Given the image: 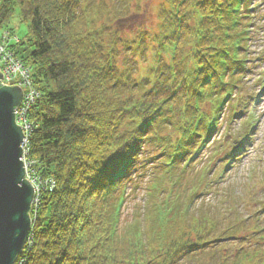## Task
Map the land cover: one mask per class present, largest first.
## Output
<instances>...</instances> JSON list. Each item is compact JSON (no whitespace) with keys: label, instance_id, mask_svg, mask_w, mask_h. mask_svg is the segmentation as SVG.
Listing matches in <instances>:
<instances>
[{"label":"trees","instance_id":"obj_1","mask_svg":"<svg viewBox=\"0 0 264 264\" xmlns=\"http://www.w3.org/2000/svg\"><path fill=\"white\" fill-rule=\"evenodd\" d=\"M254 2L165 0L156 31L139 32V58L130 62L119 59L128 47L119 50L112 24L128 17L131 0H0V28L14 16L26 28L9 51L38 94L26 114L24 157L40 191L14 264H186L202 253L213 264H264V235L232 253L223 245L242 226L220 220L239 218V200L230 194L228 214L194 205L200 170L181 167L219 129L232 94L243 93ZM211 149L216 156L219 146ZM147 173L155 187L141 218L120 233L125 191Z\"/></svg>","mask_w":264,"mask_h":264},{"label":"rangeland","instance_id":"obj_2","mask_svg":"<svg viewBox=\"0 0 264 264\" xmlns=\"http://www.w3.org/2000/svg\"><path fill=\"white\" fill-rule=\"evenodd\" d=\"M114 2L115 0H110ZM257 4L261 0H256ZM165 0H131L130 10L128 17H125L119 21H114L115 27L118 29V36L120 37L119 50L124 47H128L127 52L122 50L123 53L119 54V59L123 58L124 55L130 58V62L134 59H138L139 55L134 49L133 43L135 42L140 31H156L157 24V12L159 6L164 4ZM261 8L263 10L258 11V15L255 17L257 19L256 29L254 30V40L250 46V56L251 64L255 68H252L253 71L245 77L244 83V92L243 94L237 96L234 99L236 106V117L232 119L231 122L225 123L219 127V130L215 134V141L220 139L221 143L224 145L221 148V153L213 158L214 150L211 149V145L203 148L201 152H204L202 163H196L199 166H195V171L200 169L201 179L194 181L195 188L198 190L209 191L201 193L199 198L195 200L194 205L205 204L212 208H218L223 213L228 214V209L234 207V203L229 202V196L232 195V198H236L239 202L236 205V210L239 212V218L234 214L230 216H223L220 220H224V227L233 226L235 229L236 226L242 225L238 230L233 231V236L235 238H240V242L235 241V239L227 240L226 243H223L227 248L229 253L235 252L239 246L243 248H251L253 242L256 239L263 238L264 235V4L262 3ZM104 20V19H103ZM5 28H0L2 34H6L8 37L16 35L18 38L23 37L26 28L19 23L16 16H14L10 24ZM13 28V34L10 29ZM15 32V33H14ZM142 33V32H140ZM15 34V35H14ZM0 44H2L0 42ZM7 45V44H5ZM122 45V46H121ZM25 46H21V56H26L28 54V49L24 50ZM3 48L0 45V50ZM6 48V47H5ZM4 50V48H3ZM8 50H4V54ZM2 53V50L0 51ZM6 57V56H4ZM3 57V58H4ZM150 62V54L146 56V61L140 64L138 71L140 73H147V69ZM2 64L3 61H2ZM120 64V62H119ZM6 65L2 68V70ZM11 85V84H9ZM251 97H249L250 95ZM245 109V110H244ZM244 110V111H243ZM244 123H247V130L249 132V138L246 139L244 148L239 151L238 155L234 159H239L236 162H231L227 171L225 167L227 162H222L221 159L224 157L225 152L231 150L233 143L236 140V132L241 131L246 126ZM213 137V136H212ZM214 141V142H215ZM219 141V142H220ZM213 142V143H214ZM215 142L214 144H216ZM213 144V145H214ZM218 144V143H217ZM240 150V148L234 149L232 151ZM244 150V151H243ZM23 155V150H22ZM216 160V161H215ZM199 159H196L192 162H198ZM207 163L205 164V162ZM191 165V164H190ZM191 165V166H192ZM190 166V167H191ZM224 169V171H223ZM211 176V173H213ZM25 173V179L32 180L31 176L29 177V171ZM208 173V174H207ZM222 173V174H220ZM203 174H207L205 177H202ZM152 177L149 173L141 179L135 189H126L125 199L123 200L119 216V223L117 226V231L123 233L130 229L132 225L135 224L134 221H137L138 218H141L142 210L141 205L144 201L148 200L147 193L151 192L153 185L147 183L148 178ZM217 177V180L215 178ZM33 182V180H32ZM31 182V183H32ZM211 182L213 185H211ZM210 185V188H209ZM175 188L171 190L169 194L164 193V197H161L156 200V203L164 202L167 197H171L174 193ZM165 198V199H164ZM231 198V197H230ZM230 211V210H229ZM226 218V219H225ZM33 221V220H32ZM31 221V222H32ZM262 229V231H260ZM31 230V228H30ZM30 233V231H29ZM29 235V234H28ZM264 240H261L260 243L264 244ZM26 242V240H25ZM24 242V243H25ZM225 242V241H224ZM252 245V246H249ZM245 250V249H244ZM209 253V251H207ZM257 255V254H256ZM210 256L206 253L200 254L196 259L191 261H186V264H213L209 260ZM247 260V259H246ZM245 261V260H244ZM249 261V260H247ZM181 264V263H180Z\"/></svg>","mask_w":264,"mask_h":264},{"label":"water","instance_id":"obj_3","mask_svg":"<svg viewBox=\"0 0 264 264\" xmlns=\"http://www.w3.org/2000/svg\"><path fill=\"white\" fill-rule=\"evenodd\" d=\"M6 86L10 85L0 83V92L11 93L13 102L7 110L0 107V264H14L31 228L29 211L34 189L25 179L24 135L14 116L22 100V91L17 86ZM16 189H23V193H17Z\"/></svg>","mask_w":264,"mask_h":264},{"label":"built area","instance_id":"obj_4","mask_svg":"<svg viewBox=\"0 0 264 264\" xmlns=\"http://www.w3.org/2000/svg\"><path fill=\"white\" fill-rule=\"evenodd\" d=\"M0 42L4 48V50H8L6 54H4L3 48L2 53H0V69H1V74L2 78L0 79L1 85H9V84H14L18 85L19 87L24 89V94L22 98L21 104L15 108L14 110V116H15V121L16 124L21 126L22 131L24 133V144L22 145L23 147V156H22V162L24 166L25 173L28 176L27 171H29V167L31 166L30 162H27L25 160V147L27 143V135L30 130V125L26 119V112L27 109L29 108V105L33 100L37 97V92L32 88L31 82L29 81V76H28V71L20 64L18 60H16L11 52L8 49V46L12 42H16V38L14 37H8L6 34H1L0 36ZM7 44V45H5ZM6 47V48H5ZM0 50V51H1ZM6 56V57H4ZM4 57V58H3ZM2 61L4 64H2ZM6 67L2 70V66ZM31 175H29L30 177ZM32 178V177H31ZM33 186L34 189V194L35 197L33 199V202L35 203L37 201V194L40 191L39 185L36 183L35 179L32 178V180L27 179Z\"/></svg>","mask_w":264,"mask_h":264},{"label":"snow or ice","instance_id":"obj_5","mask_svg":"<svg viewBox=\"0 0 264 264\" xmlns=\"http://www.w3.org/2000/svg\"><path fill=\"white\" fill-rule=\"evenodd\" d=\"M13 102L11 93L0 92V107H3L4 110H7L8 106ZM16 192L19 194L23 193V189H16Z\"/></svg>","mask_w":264,"mask_h":264},{"label":"bare ground","instance_id":"obj_6","mask_svg":"<svg viewBox=\"0 0 264 264\" xmlns=\"http://www.w3.org/2000/svg\"><path fill=\"white\" fill-rule=\"evenodd\" d=\"M19 127H20V129L22 130V128H21V126L19 125ZM23 132V131H22ZM25 137V136H24ZM24 144V138H23V143H22V145Z\"/></svg>","mask_w":264,"mask_h":264}]
</instances>
